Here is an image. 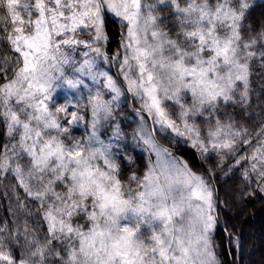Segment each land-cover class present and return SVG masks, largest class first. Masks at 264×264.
I'll return each instance as SVG.
<instances>
[{"label": "snow or ice", "instance_id": "snow-or-ice-1", "mask_svg": "<svg viewBox=\"0 0 264 264\" xmlns=\"http://www.w3.org/2000/svg\"><path fill=\"white\" fill-rule=\"evenodd\" d=\"M255 7L253 0H0V42L17 54L0 59L7 137L0 177H13L16 200L11 223L0 220V264H222L211 181L156 136L186 141L264 194V121L250 129L228 111L250 109L254 75L264 86V26L254 29L249 19ZM109 21L126 30L123 52L112 57L104 50ZM101 62L118 68L140 104L133 146L156 156L142 177L119 178L121 157L132 160L115 114L124 91ZM89 114L86 138L74 137Z\"/></svg>", "mask_w": 264, "mask_h": 264}, {"label": "trees", "instance_id": "trees-1", "mask_svg": "<svg viewBox=\"0 0 264 264\" xmlns=\"http://www.w3.org/2000/svg\"><path fill=\"white\" fill-rule=\"evenodd\" d=\"M256 5L250 21L254 29H259L264 26V0H253ZM3 25L0 24V28ZM10 27V25H9ZM107 33L109 40L105 46L106 54L109 57L114 56L118 51L123 52L120 45L121 32L120 24L115 21H109L107 24ZM87 39V37H82ZM15 57L17 54L13 53L6 43L0 42V59L5 55ZM14 63V60L12 61ZM100 67L104 70L110 69V74L119 81L126 99L122 96L118 101V107L115 109L117 121L123 132L122 143L128 149V155L132 158L131 163L121 157V172L119 178L122 181H127L128 177L134 172L137 176L142 177L147 171L149 161L153 163V155L142 143L139 146H133V135L139 128L138 122H141V116L137 115V106L135 98H131L127 94V87L122 77L118 76V68L115 67L117 73L113 72L112 65L101 62ZM3 67V65H0ZM3 72H0V82L3 79ZM9 78H11L12 70L9 68ZM253 95L251 107L247 112H243L240 108H229L228 111L233 113L236 120L242 124H246L250 129L255 128L262 121H264V86H262L261 77L253 76ZM87 94L85 91L84 95ZM86 96V95H85ZM110 99V96H106ZM132 103H131V101ZM86 102V99H85ZM188 102L190 103V97ZM170 103V102H166ZM223 115V112L220 113ZM144 118L146 116L143 114ZM88 120L90 116L86 117V121L81 123L78 128H74L72 135L76 138H86V129L88 128ZM147 120V119H146ZM200 127L207 128V125L202 123V117H196ZM107 140L108 136H102ZM156 140L168 148L175 156L185 160L191 170L203 175L205 179L211 181L214 188V198L216 199V218L217 227L215 229L213 240L215 244V251L218 259L222 264H264V194L260 193L256 185L245 182L239 170H234L232 173L225 174L216 168L217 160L205 159L201 157L200 153L193 149L186 141L180 140L176 142H165L156 136ZM7 142L5 129L0 124V145ZM256 141L253 140V144ZM245 149L251 148V145L243 146ZM216 168L215 174H210L209 170ZM14 179L11 176L0 177V220L7 219L11 223L12 217L8 211L9 206L15 207L16 200L13 194L12 186ZM135 187V185H132ZM22 192V190H20ZM29 219L35 221V217ZM256 223V224H255ZM41 229V233H43ZM239 245V246H237Z\"/></svg>", "mask_w": 264, "mask_h": 264}, {"label": "rangeland", "instance_id": "rangeland-1", "mask_svg": "<svg viewBox=\"0 0 264 264\" xmlns=\"http://www.w3.org/2000/svg\"><path fill=\"white\" fill-rule=\"evenodd\" d=\"M108 56H109V54H107ZM112 68H113V72L115 73V75H116V73H117V71H116V69H115V67H113V65H112ZM117 76V75H116ZM124 93H125V95H126V92L124 91ZM127 94H129V96L131 97V98H133V96H132V94L131 93H129V92H127ZM86 96H85V99H86V97H87V94H85ZM127 96V95H126ZM126 96H124V95H122V97L124 98V99H126ZM131 101V100H130ZM135 101H136V106H137V111H139V109H140V104H139V102H138V100L135 98ZM131 103H132V101H131ZM145 116H146V119H145V127H146V129H151V124H152V121L149 119V118H147V114L146 113H143ZM89 116H90V114H89ZM138 124H139V126H140V124H141V122H138ZM136 130H138V128L136 129ZM146 148L151 152V150L146 146ZM151 154L153 155V163H155V161H156V156H155V154L154 153H152L151 152ZM198 175H200V174H198ZM208 180V179H207ZM213 186V185H212ZM215 195V194H214ZM214 215H216V210H215V212H214ZM256 224V223H255Z\"/></svg>", "mask_w": 264, "mask_h": 264}]
</instances>
